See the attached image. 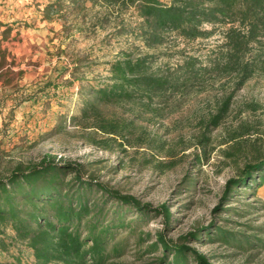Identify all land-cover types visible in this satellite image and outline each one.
<instances>
[{
  "label": "rangeland",
  "instance_id": "1",
  "mask_svg": "<svg viewBox=\"0 0 264 264\" xmlns=\"http://www.w3.org/2000/svg\"><path fill=\"white\" fill-rule=\"evenodd\" d=\"M54 1L0 0V37L4 27L10 28L1 43L8 55L0 78V175L17 163L35 162L49 153L81 163L85 176L142 202H165L173 217L165 231L168 239L212 221L264 243V209L259 206L264 186L256 197L241 190L223 205L237 208L242 216L231 210L211 212L224 181L250 157L252 143L264 152V73H256L237 89L232 81L208 80L203 89L174 98L160 114L131 104L104 106L107 117L130 125L125 137L109 138L107 148L100 142L105 135L83 128L71 117L79 114L90 87L106 81L109 62L128 50L155 55L156 65L174 66L184 55L207 63V55L222 41L221 29L196 40L170 33L162 45L146 48L135 35L139 18L133 7L59 0L46 17L45 6ZM228 93L232 97L227 116L207 130L206 118ZM239 123L247 125L248 132L240 137L244 151L234 163L221 151L233 142L229 135ZM160 229L159 218L143 225L149 233ZM187 244L213 264H264L261 245L243 250L204 236ZM18 249L22 264L30 263L29 251L19 244L0 254V260L12 263L11 255H17ZM135 249L133 239L129 240L125 254L112 263L153 264V254L138 255Z\"/></svg>",
  "mask_w": 264,
  "mask_h": 264
},
{
  "label": "trees",
  "instance_id": "2",
  "mask_svg": "<svg viewBox=\"0 0 264 264\" xmlns=\"http://www.w3.org/2000/svg\"><path fill=\"white\" fill-rule=\"evenodd\" d=\"M89 1L133 7L139 18L135 35L146 48L162 45L170 33L186 40L206 39L218 29L222 34L221 43L207 55V63L194 55H184L174 66L156 65L155 55L128 50L110 61L106 81L90 87L79 114L71 117L73 122L79 120L83 128L105 135L100 142L106 147L112 136L125 137L130 125L107 117L104 106L131 104L160 114L174 98L203 89L208 80L232 81L237 89L256 73H264V0ZM59 4L55 0L45 6V16L50 17ZM9 31V27L1 30L0 78L8 55L1 43ZM231 97L232 93L224 95L206 118L207 130L223 122ZM247 132L248 126L239 123L229 135L233 142L222 149V156L235 163L244 151L240 137ZM201 138L207 141L204 134ZM250 149V157L241 166L236 165L235 175L224 181L211 212L231 210L242 216L237 208L223 205L241 190L256 197L264 186V152L253 143ZM82 168L81 163L43 153L37 161L17 163L0 175V254L19 244L31 255L28 264H115L112 260L122 257L133 239L136 253L153 254V264H213L187 242L204 236L243 250L264 246L258 237L245 236L212 221L175 240L168 239L165 231L173 217L165 202H142L85 176ZM259 206L264 209V199ZM156 218L161 229L154 233L144 231L143 225ZM151 238L153 241L147 243ZM17 251V255H11L12 263L0 260V264H22L21 249Z\"/></svg>",
  "mask_w": 264,
  "mask_h": 264
}]
</instances>
